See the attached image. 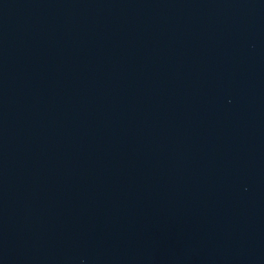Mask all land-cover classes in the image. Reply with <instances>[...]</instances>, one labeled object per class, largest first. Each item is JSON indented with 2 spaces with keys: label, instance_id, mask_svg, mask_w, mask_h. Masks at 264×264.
<instances>
[{
  "label": "water",
  "instance_id": "95a60500",
  "mask_svg": "<svg viewBox=\"0 0 264 264\" xmlns=\"http://www.w3.org/2000/svg\"><path fill=\"white\" fill-rule=\"evenodd\" d=\"M0 264H264V0H0Z\"/></svg>",
  "mask_w": 264,
  "mask_h": 264
}]
</instances>
